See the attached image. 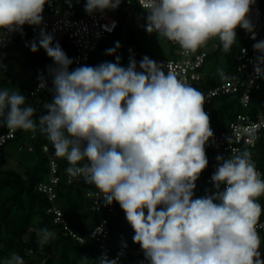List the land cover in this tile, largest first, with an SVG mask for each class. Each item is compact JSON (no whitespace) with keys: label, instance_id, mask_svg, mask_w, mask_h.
Instances as JSON below:
<instances>
[{"label":"clouds","instance_id":"clouds-1","mask_svg":"<svg viewBox=\"0 0 264 264\" xmlns=\"http://www.w3.org/2000/svg\"><path fill=\"white\" fill-rule=\"evenodd\" d=\"M47 2L0 0V29L22 31L25 24L40 25ZM120 2L87 0L85 11L116 9ZM251 3L152 0L146 31L159 32L190 51L218 36L228 50L238 26L251 30L246 19ZM40 36L39 48L55 65L48 68L53 99L43 105L47 114L34 119L37 109L23 94L0 90L6 126L33 133L38 128L55 155L68 161L67 173L94 186L89 197L103 199L105 205L119 203L147 264H264L256 228L264 179L249 151L227 159L217 156L211 177L217 193L193 199L195 182L208 165L205 145L213 136L202 93L147 56L139 62V72L134 58L125 68L119 57L117 63L70 72L73 61L61 46H53V37L43 30ZM253 47L264 52V41ZM39 48L31 43L32 52ZM256 71L261 75L260 68ZM38 79L39 89H46V80ZM38 235L43 245L53 232L41 228ZM120 255L109 259L103 253L96 264H119ZM3 264L25 261L11 253Z\"/></svg>","mask_w":264,"mask_h":264},{"label":"trees","instance_id":"trees-1","mask_svg":"<svg viewBox=\"0 0 264 264\" xmlns=\"http://www.w3.org/2000/svg\"><path fill=\"white\" fill-rule=\"evenodd\" d=\"M122 2L123 0L120 3ZM132 3L138 9V12H146V10L138 6L135 0ZM78 10L80 11L81 7L78 6ZM118 14V25L89 54L88 66L95 67L104 62L117 63V57L121 59L122 56V45L125 46L126 42H130L131 39L134 41L137 38L133 28L141 27L146 31V19L142 17L127 19L122 9L118 10ZM248 31V29L238 26L236 28V39L228 50L223 48V42L218 36L208 39L204 44H214V46L212 45L213 48L206 57L202 69L204 70L207 66L208 58L220 55L224 63V76L222 79L234 75L236 73L235 53L241 45L246 43ZM146 33L149 32L146 31ZM17 41L6 47H0V49L13 47L18 44ZM31 43V41H28L26 46L29 48ZM117 43L119 47H117ZM36 44L39 48V43ZM135 47H137L136 43L130 47L131 54L125 60L124 67L127 68L130 59L134 58L137 62V71L139 72L141 71L139 62L145 55H143L139 47ZM61 48L63 51H68V54L71 53V49L67 46L61 45ZM109 50H114L113 54H107ZM38 51L44 53L41 55L38 64L43 65L49 73L48 68L50 66L55 67L54 62L47 56L43 48H39ZM69 71H72L70 65ZM206 76L207 80L205 82H199V85L205 88L213 86L217 81L222 80L219 79L218 73L214 70L206 71ZM260 80V88L252 92L248 107H244L239 103L238 93L222 94L215 98V105L209 116L213 134L226 129L228 122L234 119L238 113L252 110L259 100L264 99V76ZM52 87L53 85L49 84L41 92L40 102L36 107L37 112L34 119H37L40 115L47 114L43 105L48 99V94H54L50 91ZM0 88L1 90L8 88L11 91H15L13 82L7 79L0 80ZM31 88L32 86L28 87L27 90L24 88L18 90L26 97L28 104H30L28 90ZM7 129L4 116L0 115V133ZM10 141L17 142V149L25 151L29 156H25V162H21V159H18L11 168H0V264H3L9 252L19 254L24 259L25 264H96V261L103 253H106L109 259H114V255L119 252L121 246L125 247L127 251L119 259V264H132V259L135 256L132 252L139 245L133 242L134 229L126 220L125 212L121 209L119 203L113 201L111 205L112 211L109 212L108 205H105L101 200L100 209L96 210L92 207L93 198L87 195L88 191H96L94 186L85 183L82 177L73 179L71 182H66L62 178L55 185V198L53 202L62 211L70 228L77 234L85 237L84 242H79V240L72 237L69 233L64 232L61 225L53 222V214L47 211V206L50 205L49 200L43 192L36 188L39 182L48 180L49 164L46 153L42 151V146L45 145L50 151H55L51 142L48 141L38 128L34 133L16 129L14 137L8 139L0 146L1 164L6 162L5 146ZM245 150L251 154L253 150H256L257 158L253 161L256 168L264 170V130L261 131L260 137H257L256 147L248 148L243 146L241 152ZM205 153L208 165L200 173L195 182L196 187L193 190V199L213 196L218 191L214 187L212 180L210 182L206 181V178L210 174L209 172H211L213 154L210 149L206 148ZM57 163L59 170L69 167V163L65 158L57 156ZM21 164H23L22 167H20ZM46 175L47 179L45 180ZM224 188L225 186L221 185L219 191H223ZM2 190H6L5 195L1 194ZM214 202L219 203V201ZM257 202L262 208L260 219L264 216V196L259 197ZM145 215H147V210H145ZM104 217L108 218V237L105 240L108 247L107 252L100 248L97 241L88 237L89 226L98 223ZM41 228H48L53 232V236L43 245H41L40 236L38 235V230ZM257 232L261 239L259 249L261 253L260 259L264 260V230L258 229ZM137 258H145L143 251L137 255Z\"/></svg>","mask_w":264,"mask_h":264},{"label":"built area","instance_id":"built-area-1","mask_svg":"<svg viewBox=\"0 0 264 264\" xmlns=\"http://www.w3.org/2000/svg\"><path fill=\"white\" fill-rule=\"evenodd\" d=\"M135 1L140 8L146 10L145 13L138 12V9L133 6V0H123L116 9L98 8L91 13L85 11L87 0H48L41 14L43 20L40 25L25 24L22 26V31L10 32L7 29H0V47L11 45L16 40L24 46H26L28 41L39 43L40 34L43 30L46 34L53 37V46L58 43L60 46L65 45L71 49V53L67 54V56L73 61L70 64L72 71L81 66H88L89 54L118 25L119 9H122L127 19L142 17L147 20V12L150 11L149 6L152 0ZM78 6L81 7L80 11ZM246 19L251 25V30L247 32L246 43L241 45L235 53L236 73L221 81H217L213 86L205 88L199 85V82L203 83L207 80L206 71L202 69V66L213 48L212 45L200 46L195 51H190L183 49L178 43L164 37L165 41H169L171 44L169 50L171 56L149 55L148 58L155 61L158 65H163L165 72H173L178 79L200 91L204 98V111L208 117L211 115L215 105V98L222 94L238 93L239 103L244 107H248L252 92L260 88V79L264 76V52H260L253 47L254 44L264 41V0H252ZM257 67L260 68L261 75L257 74ZM34 71L36 78L32 88L28 90V97L30 105L36 108L39 105L40 94L43 91V89L38 87L41 82L38 78L43 77L48 86L52 84V76L43 65L38 63L34 65ZM262 130H264V99L259 100L252 110L238 113L234 119L228 122L226 129L214 133L206 143L205 148L210 149L213 154L211 172H209L210 174L206 181L210 182L213 173L216 171L217 156L227 159L230 155L240 153L243 146L255 148L257 137H260ZM14 134L15 130L10 128L0 133V146L8 139L13 138ZM42 151L47 156L49 175L48 180L39 182L36 188L43 192L49 200L50 205L47 206V211L53 214V222L61 225L64 232L69 233L79 242H84L85 237L70 228L62 211L53 202L55 185L62 178L66 182H71L73 179H79V177L70 176L66 171L67 168L59 170L55 151H50L45 145L42 146ZM256 170L260 178L264 179V172H262L264 170L260 168H256ZM92 198V207L96 210L100 209V202L101 200L104 202L103 199L97 200L94 196ZM111 205L107 207L109 212L112 211ZM107 223L108 218L104 217L98 223L89 226L88 236L97 241L100 248L105 252L108 251L105 243L108 237ZM256 228L257 230H264V216L258 220ZM126 251L127 249L121 246L119 252L114 255V259L117 258L119 253L123 255ZM141 251L140 246L133 250L132 254L134 253L135 256L132 259V264H147L145 258H137ZM122 255H120L119 259Z\"/></svg>","mask_w":264,"mask_h":264},{"label":"rangeland","instance_id":"rangeland-1","mask_svg":"<svg viewBox=\"0 0 264 264\" xmlns=\"http://www.w3.org/2000/svg\"><path fill=\"white\" fill-rule=\"evenodd\" d=\"M134 34L136 35V39H131L130 42H126L127 44L122 45V56L119 61L120 66L124 67V63L126 62L130 52V47L137 44V47L141 50L143 55H160L162 57H170V47L171 44L169 41H165L164 36H162L160 33L152 32V33H146L144 28L141 27H135L133 28ZM132 41V43H131ZM205 44L201 45L204 46ZM207 45V44H206ZM211 45V44H210ZM214 46V44H212ZM66 54H68V51L64 50ZM43 52H32L30 50V47L24 46L20 43L14 45L13 47H9L6 49H0V80L7 79L11 80L14 85L15 91H18L21 88H24L27 90L28 87L33 86L35 82V71H34V65L36 63H39V59L41 55H43ZM128 55V56H127ZM218 58V59H217ZM207 66L205 67V71L209 72V70H214L216 73H218L219 79H222L224 76V63L222 61V57L220 55L216 57L208 58ZM46 103H49L53 99V94L49 93L47 97ZM17 142L10 141L5 146L6 151V162L1 164V169H7L14 166L15 162L18 161V159H21V162H25L26 158L25 156H29L25 151H19L17 149ZM252 160L256 159V150L252 151L251 154ZM23 164L20 165L22 167ZM19 167V168H20ZM47 179V175L45 180ZM6 190H2V195H5ZM1 201V197H0ZM11 253L6 256L5 260L10 256Z\"/></svg>","mask_w":264,"mask_h":264}]
</instances>
